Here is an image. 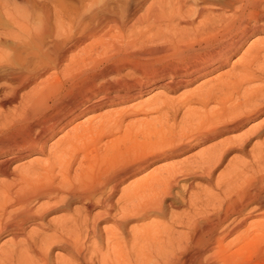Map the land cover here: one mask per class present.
<instances>
[{
  "label": "bare ground",
  "instance_id": "6f19581e",
  "mask_svg": "<svg viewBox=\"0 0 264 264\" xmlns=\"http://www.w3.org/2000/svg\"><path fill=\"white\" fill-rule=\"evenodd\" d=\"M17 1L0 0L12 27L0 34L13 38L14 54L0 70V237L9 235L0 264H264V0H151L143 12L145 0H53L52 14ZM204 78L175 99L140 100ZM209 142L123 186L108 246L85 245L115 211L122 183ZM234 151L249 160L227 159L215 193H190L191 213L169 214L186 228L178 240L150 224L130 237L152 246H121L125 223L165 216L180 180L187 190L196 178L211 182ZM55 248L69 256L53 260Z\"/></svg>",
  "mask_w": 264,
  "mask_h": 264
},
{
  "label": "rangeland",
  "instance_id": "374dc122",
  "mask_svg": "<svg viewBox=\"0 0 264 264\" xmlns=\"http://www.w3.org/2000/svg\"><path fill=\"white\" fill-rule=\"evenodd\" d=\"M35 1V3L34 2H32V0H31V2H32V5H34L33 6V9L35 8V9H37V13L39 12L40 13V8H41V6H42V4H45V5H47L46 7L48 8V10L50 11V13L52 12V10H53V0H34ZM151 0H145L144 1V3H142V5H141V9H140V11L141 12H143V10H144V8L147 6V4L150 2ZM16 2H18L20 5H22V3H24V2H21V1H17L16 0ZM47 3V4H46ZM147 3V4H146ZM143 6H145V7H143ZM34 9V10H35ZM36 11V10H35ZM52 14V13H51ZM0 33H2L1 32V29H2V31H5V30H8V29H10V23L7 21V19H5V17H3V14L2 13H0ZM50 19L49 20H51L50 22H51V24H52V22H53V16H51L50 15ZM3 24V25H2ZM1 25L4 27H1ZM12 28V27H11ZM1 36H2V38H1V40H7V44L5 45V46H1L0 45V50H2L3 51V49H4V51L3 52H1L0 53V70H2V68H4V65L7 67V65L9 64V62H10V59H11V61L13 60V53L11 52L12 50H10L9 49V46H12V40H13V38L12 37H9V36H5L4 34H0ZM259 36H262V35H259ZM257 36L256 35H252V36H250L249 38H248V40L246 41V43L244 44V47H246L248 44H249V42L250 41H252L253 40V38L255 39ZM263 37H264V34H263ZM251 39V40H250ZM5 52V53H4ZM11 56H10V55ZM240 55V53H237V54H235V55H233V60L234 59H236L238 56ZM11 57V58H10ZM8 58V59H7ZM3 59H4V61H3ZM224 70H226L225 68L224 69H222L221 71H224ZM43 77L44 76H42V79H43ZM212 77V76H211ZM209 78V77H208ZM205 80V78L204 79H200L198 82H195L194 83V85L192 84L191 86H188V87H186V89L185 88H182V89H180V90H177L176 92H173V93H170V92H166V91H161V89L160 88H155V89H153L152 91H150V92H148V93H146L145 95H143L142 96V98H140V100H146V99H149V97L151 96H153V95H155L156 93L158 94V93H163V94H166L167 96H169L170 98L171 97H173L174 99L177 97V96H179L180 94H182L183 92H185L186 90L188 91V90H190V89H192L193 87H195L196 85H198L199 83H201L202 81H204ZM25 89V90H24ZM24 89H22L21 91L22 92H26V91H28L29 89H30V86H27V87H25ZM24 90V91H23ZM166 92V93H165ZM168 93V94H167ZM175 95V96H174ZM150 97V98H151ZM137 100H139V99H137ZM137 100H135V102L137 101ZM139 100V101H140ZM134 102V101H133ZM132 102V103H133ZM134 102V103H135ZM175 102V101H174ZM124 105H127V104H124ZM123 105V106H124ZM8 106H5L4 107V110H5V108H7ZM120 107H122V105H116L115 107L114 106H108V107H104V108H101V109H99L97 112H95V113H93V114H86V115H84V116H82L81 118H79L78 120H76L74 123H72V124H70L69 126H67L66 128L67 129H69L70 130V128L72 127V126H74V125H78L80 122H82V121H84L87 117H92V116H94V115H99V114H102V113H105V112H108V111H112V109L113 110H115V109H118V108H120ZM9 109H11V105H10V107L9 108H7L6 110H9ZM90 115V116H89ZM151 116V115H150ZM149 116V117H150ZM177 116V115H176ZM178 118H179V114H178V116H177ZM177 118V119H178ZM130 119H132V118H130ZM70 127V128H69ZM64 129L63 131L65 132V130H67V129ZM63 131L62 132H60V133H57L56 135H54L50 140H49V142H48V144H52L53 142H55L61 135H63ZM68 131V130H67ZM236 132H238V131H236ZM236 132H233V134L234 133H236ZM61 134V135H60ZM228 134H230V133H228ZM230 136V135H229ZM210 143L211 142H209V143H205V144H202V145H197V146H195V147H193L190 151H188V152H186L185 154H183V155H181V156H179V157H177V158H173V159H170V160H165V161H160V162H155V163H153V164H151L146 170H144V171H142V172H140V173H138L137 175H135V176H133L132 178H130V179H128V180H126L124 183H122L119 187V189H118V191H116L115 192V194L113 195V201H114V209L115 208H117L118 206H119V204L120 203H116L115 201V199L119 196V194H120V190L122 189V188H124L123 186H125V187H127V186H129L130 184H133L134 182H136L137 180H140L141 178H143L144 176H146L148 173H150L152 170H153V168L155 169V168H157V167H160V166H163L164 164H167V163H170V162H168V161H171V162H178V161H181V160H184V159H186V158H190V157H192L193 158V155L195 156V154L196 153H199V151H201L202 149H204L205 147H207L208 145H210ZM40 159H44V155H43V157H42V155H37ZM32 157H34V156H30L29 157V159L30 158H32ZM37 157V158H38ZM229 158H236V159H241V160H245V161H248L249 160V157H248V155L247 154H243V153H236V151H234V152H231V153H229L228 154V156H227V158H226V160L221 164V165H219L218 167H217V169H216V171H215V174H214V176H213V178H212V180H211V182H208V181H206V180H203V179H200V178H196L195 180H193L192 181V183H191V188L190 189H188L187 190V188L185 187V185H186V181L184 180V179H182V180H180L179 181V183H178V185L176 186V187H173L172 189H171V193H170V195L169 196H166L164 199H165V201H163V203H164V206H165V208H166V211H167V214H165V216H156L154 213H151L150 214V216L149 217H147V218H140V217H136V218H132L130 221H128L127 222V225H126V223H125V225L123 226L124 227V230H125V232H124V234L125 235H127L128 234V242L127 243H123V242H121V240H120V242H121V246H150L151 245V243L150 242H148L147 240L146 241H143V240H141V239H139V235L137 236V238L135 239V240H133L132 239V237H130L131 236V233H132V231H135V233H137V231H138V229L140 230L141 229V227H143V226H146V225H153V224H160V225H164V226H166L167 227V229L169 230L168 231V235H169V237L171 238V240H178L184 233H185V231H186V228H185V226H183L182 224H179V223H177V222H173V221H171L170 219H169V214L170 213H173V214H187V213H191V211H192V208H191V206L190 205H188V203H187V198H188V196H189V194L190 193H199L200 195H202L204 192H206L207 194H211V193H215L217 190L215 189V186H214V180H215V177H216V175L219 173V172H221L223 169H224V167H225V165H226V163H227V159H229ZM24 161H26V160H24ZM22 162V161H21ZM167 162V163H166ZM18 163H20V162H15L13 165H15V164H18ZM12 165V166H13ZM150 171V172H149ZM1 179V178H0ZM129 181V182H128ZM124 184V185H123ZM221 195V194H220ZM215 199V202H217L216 201V199H217V197L216 198H214ZM213 202L212 203H214V204H212L211 203V201L209 200L208 202H210V203H207V205L209 204V207H211V208H209L207 205H206V203H205V206L206 207H208V208H206L208 211H209V214H212L213 212L210 210V209H212L213 207H216V204H215V202H214V200L213 199H211ZM218 200V199H217ZM186 201V202H185ZM38 204V203H37ZM36 204V205H37ZM204 205V204H203ZM203 205H201V206H203ZM211 205V206H210ZM73 207H75V206H73ZM204 207V206H203ZM202 207V208H203ZM214 209V208H213ZM212 209V210H213ZM101 210H103L101 207H96L93 211H91V214L90 215H92V213L93 212H95V211H101ZM215 210V209H214ZM213 210V211H214ZM114 211V210H113ZM210 211L212 212V213H210ZM62 214H64V212L63 211H57V212H55V213H52V214H49L46 218H47V220L48 219H51V218H57V217H59V216H61ZM70 214H72V212H70ZM152 215V216H151ZM111 216V217H110ZM109 217H107V219L106 220H104V221H102L101 222V225H99V229H100V231H99V235H98V237H96V236H93L92 234H87L86 235V237H85V245L86 246H108V244L106 243V233H105V228L106 229H113V227L115 228V226H113L114 225V220H113V218L115 219H117L118 218V216H119V214H118V211H117V209H115V211L113 212V214L112 215H110ZM51 217V218H50ZM261 218H260V216H258V215H255V216H252L248 221L249 222H254V221H258V220H260ZM118 220V219H117ZM111 227V228H110ZM31 228V226H29L28 227V229H30ZM27 229V230H28ZM108 229V230H109ZM131 231H130V230ZM135 229V230H134ZM115 230V229H114ZM120 229H117L116 228V230L115 231H119ZM91 235V236H90ZM237 235V233H234L233 235H231L230 237H228L227 238V241H229V240H232L235 236ZM162 238H163V246H167V236H165V235H163L162 236ZM8 239H9V235H3V236H1L0 237V244H2V243H4V242H6V241H8ZM131 241V242H130ZM106 243V244H105ZM143 243H144V245H143ZM147 243V245H145ZM140 244V245H139ZM114 246H116V245H114ZM152 246V245H151ZM53 255H52V258H53V260H54V257L55 256H57V255H61V256H64V257H68L69 255H68V252L66 251V250H61V249H59V248H55L54 250H53V253H52Z\"/></svg>",
  "mask_w": 264,
  "mask_h": 264
}]
</instances>
